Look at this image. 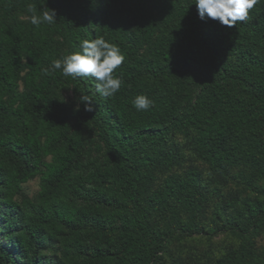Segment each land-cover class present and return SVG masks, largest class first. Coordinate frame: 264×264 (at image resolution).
Listing matches in <instances>:
<instances>
[{
    "label": "trees",
    "instance_id": "obj_1",
    "mask_svg": "<svg viewBox=\"0 0 264 264\" xmlns=\"http://www.w3.org/2000/svg\"><path fill=\"white\" fill-rule=\"evenodd\" d=\"M195 2L0 0V264H264V0L231 28ZM97 36L125 56L114 96L45 74Z\"/></svg>",
    "mask_w": 264,
    "mask_h": 264
},
{
    "label": "clouds",
    "instance_id": "obj_2",
    "mask_svg": "<svg viewBox=\"0 0 264 264\" xmlns=\"http://www.w3.org/2000/svg\"><path fill=\"white\" fill-rule=\"evenodd\" d=\"M257 2L258 0H196L195 3L201 20L209 18L218 20L222 25L231 28L237 26L238 22L246 21L249 11ZM44 3L46 0H43L42 4ZM44 9L41 10L42 14H37L35 5H27L32 25L39 27L56 21V11ZM124 60L125 56L117 45L108 42L102 36H97L93 40L84 39L79 51L53 60L51 68L43 71L47 74L50 71L62 69V75L65 77H93L98 81L97 91L105 98H109L121 88L122 80L114 75V72ZM80 101L84 103L86 111L93 110V100L82 96ZM152 104L153 101L146 95H139L133 101V106L138 111H146Z\"/></svg>",
    "mask_w": 264,
    "mask_h": 264
},
{
    "label": "rangeland",
    "instance_id": "obj_3",
    "mask_svg": "<svg viewBox=\"0 0 264 264\" xmlns=\"http://www.w3.org/2000/svg\"><path fill=\"white\" fill-rule=\"evenodd\" d=\"M69 96H70L69 92L64 93V97L66 100H69ZM177 140L179 143H181V146L183 149L182 151L184 152L185 157H186V161L184 162L183 166L179 168V171H182L184 170L185 167L191 165V166H197L201 168L206 173L207 171L206 165L201 163L200 161H197L194 158L191 151L189 150V148H187V146H185L184 141L180 137H177ZM236 189H237L236 183L229 182L223 188V193L225 195L231 191H235ZM38 190H39V180L38 179L31 180L28 183L24 184V191L29 197L35 196ZM212 241L215 242V244L218 246V245L226 244L229 240L224 235H217L212 239ZM259 244L260 245L264 244V234L262 237L259 238ZM206 246H207L206 235H198L187 243V247H191V250H195L197 254L203 251V249H205ZM184 258L187 260L189 259L187 256H184Z\"/></svg>",
    "mask_w": 264,
    "mask_h": 264
}]
</instances>
